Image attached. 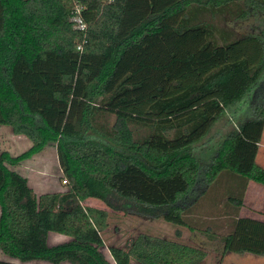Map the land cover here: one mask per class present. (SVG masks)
<instances>
[{"label": "trees", "instance_id": "16d2710c", "mask_svg": "<svg viewBox=\"0 0 264 264\" xmlns=\"http://www.w3.org/2000/svg\"><path fill=\"white\" fill-rule=\"evenodd\" d=\"M242 1L253 10L264 6V0H0V127L31 142L19 155L0 154V250L19 260L0 264L204 260L198 247L147 233L108 245V258L103 233L110 214L83 202L94 198L119 209L118 199H126L193 228L189 215L203 195L209 199L207 189L228 181L237 211L250 181L264 186L256 160L264 132V36L230 39L206 20L246 15ZM243 101L250 114L204 162L196 145ZM138 126L147 134L133 141ZM53 144L67 189L37 196L13 167ZM51 232L70 239L50 245ZM223 242L225 253L264 256V220L237 217Z\"/></svg>", "mask_w": 264, "mask_h": 264}, {"label": "rangeland", "instance_id": "374dc122", "mask_svg": "<svg viewBox=\"0 0 264 264\" xmlns=\"http://www.w3.org/2000/svg\"><path fill=\"white\" fill-rule=\"evenodd\" d=\"M241 6L246 9V15L244 16L235 11L217 18L210 16L206 20L213 22L220 29L226 31L230 39L250 35L264 36V6L261 7V10H253L250 8L251 6L243 1ZM246 101H243L241 105L234 106L231 110L227 109L225 114L219 117L210 127L207 135L196 145L195 154L202 158L204 162L210 152L217 150L221 140L237 129L238 121H243L246 114H250V105H248L250 102L246 104ZM113 121L114 117L111 119V123ZM132 130L133 141H137L147 134V129L143 127H133ZM261 144L264 145V132ZM30 146L31 142L25 136L14 134L9 126L0 127V154L3 151H9L12 155H19ZM257 163L264 166V146L258 152ZM13 168L30 180H28L29 185L37 196L47 192H60L67 189V184L63 183L64 163L57 144L48 146L41 153ZM257 185L247 187L244 194V204L237 211L229 201L230 195L237 192L229 191L228 181L221 183L219 186L217 185L216 192L214 190L209 193L210 189H207L205 195H208L209 199H205L203 195L201 204L200 202L196 204L193 202L195 204L194 208H197L195 213L189 215L192 218L190 225L193 228L175 226L164 219L163 212H145L140 204L131 203L126 199H118L116 205L119 209H113L104 201L94 198L87 199L83 202V205L105 209L110 214L109 227L103 233L105 241L103 251L108 258H110L108 245L124 246L137 235L147 233L202 249L206 255L200 264H264V256L249 253H225L223 251V237L232 230L233 221L237 217H252L264 220V186L258 183ZM235 193L234 195H236ZM213 197L216 200H211ZM69 239L68 236L51 232L48 243L56 245ZM0 260L19 262L18 259L7 256L1 250ZM28 264L53 263L40 260ZM60 264L72 263L62 262Z\"/></svg>", "mask_w": 264, "mask_h": 264}, {"label": "built area", "instance_id": "2783aa9c", "mask_svg": "<svg viewBox=\"0 0 264 264\" xmlns=\"http://www.w3.org/2000/svg\"><path fill=\"white\" fill-rule=\"evenodd\" d=\"M74 21L76 22V26L81 29L84 30L85 29V24L83 23L82 19L79 16H75L74 17ZM66 180H63V183L66 184Z\"/></svg>", "mask_w": 264, "mask_h": 264}, {"label": "crops", "instance_id": "0c3cea01", "mask_svg": "<svg viewBox=\"0 0 264 264\" xmlns=\"http://www.w3.org/2000/svg\"><path fill=\"white\" fill-rule=\"evenodd\" d=\"M262 137H263V135H262ZM262 140V139H261ZM262 146H264L263 144H261V142H260V144H259V150H260V148L262 147ZM257 160V159H256ZM261 166V165H260ZM262 167H264V166H262ZM29 180V179H28ZM30 181V180H29ZM29 184H30V182H29ZM257 185V183H255L254 181H250L249 182V185H248V188L249 187H251L252 185ZM257 186H259V185H257Z\"/></svg>", "mask_w": 264, "mask_h": 264}]
</instances>
